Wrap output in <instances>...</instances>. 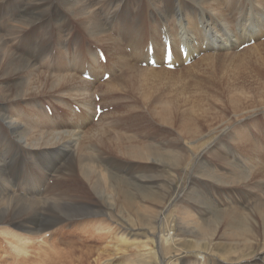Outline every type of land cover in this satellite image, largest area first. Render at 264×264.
<instances>
[{
  "label": "bare ground",
  "instance_id": "obj_1",
  "mask_svg": "<svg viewBox=\"0 0 264 264\" xmlns=\"http://www.w3.org/2000/svg\"><path fill=\"white\" fill-rule=\"evenodd\" d=\"M123 1L56 0L57 3H54L51 0H20L16 4H10L8 0H0V26L3 28V33H0V146L6 150L4 154L6 159L15 152L18 156L37 161L42 160L41 157L48 153L52 154L50 159L43 160L47 166L45 170L36 166L30 167L31 176L37 181L33 184L30 183L31 179L21 174L19 167L13 169L5 167V162L0 159V234L16 238L20 242L18 245L20 249L29 252L32 256L31 260L38 264H101L102 262L109 264L111 259L106 258L111 257L112 253L103 249L104 246L101 247L104 244L106 247L112 246L116 256L121 255L123 249L130 253L132 250L128 247L136 244L137 251L132 255L134 264H149L146 250L151 248V244L149 242L128 244L125 238L140 230L152 235L153 222L157 218L152 216L150 211L146 217L141 216L143 210H148L143 202L166 201L172 194L166 190L168 188H161L159 181L150 180L145 175H136L135 172L130 177L120 175L119 171L126 168L122 167V161L118 157L129 156L137 162L151 164L156 153L162 151L174 161L176 168L186 159L184 149L186 142L183 140L176 143L182 146L181 150H175L176 144L169 142V139H164L158 144H155L151 138L143 141L137 139L139 125L144 116L150 118L152 122L159 120L163 122L162 124H167L170 129L177 126L180 134L188 132L190 114L186 106L189 99L186 98L179 104L172 105L173 100L169 97L171 90L160 92L161 85L158 84H163L164 89H168L164 82L170 87L178 84L181 93L190 90L195 92L197 89L194 86H198V78L204 72L207 74L206 68L219 71L233 65L235 69L232 74L236 79L259 80L264 88V41L261 40L264 36L255 33L253 35L255 43L243 52L239 50L242 40L252 30H264V0H169L171 5L180 11L186 5L199 7L203 17L208 19L204 24L209 28H220L209 37L205 35L204 38L209 39L213 46L222 51L218 54L204 55L191 66L179 71L142 68L129 63L120 45L122 39L119 38L118 41L106 30V20L100 17L97 11L98 6L111 5L113 2L117 3L114 14L118 7L126 6L125 17L119 31L128 41V45L133 46V56L140 59L142 51L135 31L136 23L140 19L138 14L160 13L163 6H167V0ZM32 30H37L35 38H31L34 50L24 55L19 54L14 47L7 61L2 62L1 58L6 52L5 43L14 44L19 36ZM81 35L84 38L81 39ZM183 36L182 33L173 34L174 51H178ZM200 38V34L189 33V40L192 42ZM70 43H73L72 48H68ZM93 44L101 46L114 56H120L119 62L128 66L125 73L127 75L111 83L100 85H98L99 81L91 82L84 78L83 74L90 70L94 73L89 74V77L96 78L98 63L101 57L105 56L104 52L98 54L82 52L92 50ZM211 44L209 48H212ZM16 47L21 45L18 44ZM42 47L45 48L44 55H41L40 66H37L33 57L38 55L36 49ZM222 57L226 59L219 60ZM16 58L25 62L22 64L23 74L13 71L12 61ZM80 63H86L88 66L78 67ZM49 65H53L54 68L49 69ZM236 70L238 74L235 73ZM35 73H38L36 77H34ZM98 89L105 91L110 97L109 100L107 96L106 101V95L102 92L100 100L104 103L106 101V105L118 104L122 95L128 90L133 99L132 108L122 107L126 115L116 117L118 107L117 110L103 114L95 123L93 116L98 114L99 102L93 103V99L96 98L95 90ZM165 96L169 98L167 102L164 101ZM45 97L49 98L47 100L49 102L45 103H50L55 108L53 116L42 113L41 105L44 104L42 100ZM66 98L80 102L89 100L96 109L93 111V107H90L92 113L87 114L86 118L73 114L69 117L62 102ZM208 107L210 109L211 105ZM202 108L208 109L204 106ZM238 110L236 104L234 112ZM199 111L203 110L199 109ZM258 114L263 118L264 107ZM122 127L134 128L135 135L121 134L118 129ZM263 132L264 122L252 123L248 129L240 131L239 135L232 138L236 143L234 151L242 159L248 160V151L251 148L250 158H258L260 150L256 146L260 143L264 144L261 138ZM65 155H69L70 160L60 173L49 178L44 177L50 168L58 167L61 157ZM245 171L246 168L236 166L234 173L228 178L222 177L221 182L240 179ZM182 173L184 175L185 171L183 170ZM212 175L209 174L210 177ZM75 180L78 183L77 189ZM50 181L53 182L52 187ZM22 184L29 186L23 187ZM78 189L81 194L84 193L82 198H78V194L73 193ZM184 191L185 188L182 187L181 190H176L174 195L181 193V196ZM254 192L257 203L256 214L262 216L264 224L262 204L264 198H259L261 195L264 196V187L259 185ZM90 197L95 203H87ZM71 204H73L72 208ZM250 204L247 203L244 207L248 208ZM244 207L229 204L228 207L219 210L221 216L227 220V234L230 238H236L239 234L243 236L249 234V230L244 227L246 224L243 220L248 217V214L244 213ZM116 208L122 214L127 233H122V224L108 225L117 217L114 215ZM165 211L166 208H163L161 222L165 219ZM184 212L181 210V213ZM185 214L188 224L197 226L198 232L176 235L166 231L163 237L173 248L181 245L196 247L194 246L198 244L196 239L210 237L213 233V224L198 223L190 219L188 208ZM63 221L65 222L62 225ZM136 221H140V226L135 224ZM141 226L143 227L140 228ZM60 231L62 233H59ZM66 235H70L71 238L65 240ZM113 240L129 246L122 248L117 242L114 244ZM8 244L13 246L15 242L10 240ZM39 250L42 251V258L35 256ZM196 253H201V249L195 251ZM191 257L194 255L179 249L165 256L163 261L167 264L172 261L175 264L177 262V264H187ZM260 260H264V254L255 261ZM235 263L247 264L240 259L231 258L230 264Z\"/></svg>",
  "mask_w": 264,
  "mask_h": 264
},
{
  "label": "rangeland",
  "instance_id": "obj_2",
  "mask_svg": "<svg viewBox=\"0 0 264 264\" xmlns=\"http://www.w3.org/2000/svg\"><path fill=\"white\" fill-rule=\"evenodd\" d=\"M8 1L10 4H16L20 0ZM51 1L57 3L56 0ZM123 2H132V0H124ZM17 45V41L14 44L5 43L6 52L4 54L5 57L1 58L2 62L5 63L7 61L11 50ZM223 59H226V57H222L219 60ZM67 60L70 61L71 59ZM24 63V61L18 58L14 59L12 61L13 71L23 74L22 64ZM234 69L235 66L233 65L219 71L206 68L207 74L204 72L198 78V86H194L197 89L195 92L190 90L186 93L182 92V94L179 91L181 88L178 84L170 87L164 82L168 89H164L163 84H158L162 88H160V92L171 90L169 97L173 100L172 105L174 103L179 104L180 101L186 98L189 99V103L186 106L187 112L190 114L188 118V132L180 134L178 133L179 129L177 126L170 129L167 124H162L163 122L159 120L152 122L150 118H145L144 116L139 125L140 131L137 139L143 141L146 138H151V140L155 141V144L164 139H169V142L173 144H176L179 140L185 141L186 159L180 162L177 168L174 166V161H171L162 151L156 153L153 158L154 161L151 164L137 162L129 156H126L127 158L118 157L122 161V167L126 168L119 171L120 175L130 177L133 175V172L136 175H145L150 180L159 181L161 188H168L166 190L172 194L170 199L166 201L157 200L155 203L143 202L148 210H143L140 213L141 216L146 217L150 211L152 216L156 217V221H158V223L156 221L153 222L154 229L152 235L146 233L144 230H140L125 238L128 244L144 242L151 244V248L146 250L147 257L150 260L148 261L149 264H167L163 261V258L179 249L194 255V257L188 260L187 264H230L231 258L240 259L247 264H264V260L255 261L260 255L264 254V224L262 216L256 214L257 210L255 207L257 203L254 197V190L259 185L264 187V144L260 143L261 145L258 144L256 146L260 150L258 158H250V148L248 160H245L234 151L236 143L232 139L234 136L239 135L240 131L248 129L252 123L257 121L264 122V116L262 118V115L258 114L260 109L264 107V88L259 80L252 78L236 79L232 74ZM235 73L238 74V70ZM36 75L38 73H35L34 77ZM162 80L164 81V79ZM49 90L50 88H48ZM102 95L101 93L97 101L101 99ZM131 97L128 90L125 92V95H122L117 104L119 109L115 114L116 117L126 115V112L122 111V107L126 109L132 108L133 99ZM200 98L202 100H199ZM47 100L49 98L45 97L42 101ZM168 100L169 98L165 96L164 101L167 102ZM201 104H204L203 106L208 109V106L211 105V108L207 112L208 109L202 108ZM236 104L239 110L235 113L234 106ZM199 109L206 112L199 111ZM197 110L198 112H196ZM180 115H182L181 111ZM118 131L124 135L129 133L135 135L134 128L122 127ZM261 138L264 141V134H261ZM181 148V145L176 144L175 150H181ZM112 155L117 156L118 154ZM249 158L252 159L251 164ZM236 166L246 168L243 177L237 180H224L222 183L221 178L230 177L234 173ZM183 170L185 171L184 175L182 173ZM210 173L213 174L212 177L209 176ZM72 185L73 181L70 183L71 187ZM70 186L69 188H71ZM182 187L185 188L183 194L181 196V193L174 195L175 191L181 190ZM75 188H78L76 180ZM81 190L84 191V189ZM73 193L78 194V198H82L84 194H81L80 189L73 191ZM261 197L264 198L262 195L259 196V198ZM90 198V200H87V203H95V200L92 197ZM244 202L245 204H251L247 208L244 207ZM229 204L240 208L244 207V213L248 214L247 219L243 220L246 224L244 226L245 229L249 230L247 236L241 234L236 238L228 236L227 220L221 216L219 210L228 207ZM262 204L264 205V200ZM72 207L73 204H71ZM163 208H166V214H164L165 219L161 222ZM186 208L189 210L190 219L198 223L213 224V233L210 237L204 236L196 239L198 242L197 245H194L196 247L181 245L178 248H173L170 246L171 243L163 237L166 231L176 235L195 234L198 232L197 226L188 224L185 214ZM181 210L185 212L181 213ZM119 211L118 208L114 210V215L117 217L114 220H108L110 221L108 225L122 224V233H127L126 227L123 224L122 214ZM92 217L91 215L90 218ZM215 219L216 222L214 223ZM64 222H61V224L63 225ZM135 224L140 226V221H136ZM59 233L62 232L60 231ZM70 238V235H66L65 240ZM10 240L15 242L13 246L8 244ZM116 242V240H113L114 244ZM19 243L16 238L0 234V264H38L31 260L32 256L29 252L26 253L20 249ZM117 244L121 245L122 248L129 246L125 243L122 244L120 241ZM105 245H101V247L104 246L102 247L103 249L105 248L108 252L111 251L110 253H112L111 257L106 258L108 260L111 259L109 264H134V256L132 255L133 252L136 253L137 251L136 244L128 247V249L131 248L130 250H132L130 251L131 254L125 252V249H123L121 255L117 256L114 254L112 246L110 248V246L106 247ZM29 248L32 247L29 246ZM199 249H201V253L195 254V251ZM20 250L21 252H19ZM35 256L42 258V251L39 250ZM104 263L102 262L101 264ZM170 264H175V262L172 261Z\"/></svg>",
  "mask_w": 264,
  "mask_h": 264
}]
</instances>
